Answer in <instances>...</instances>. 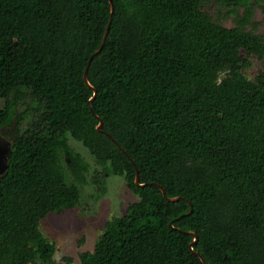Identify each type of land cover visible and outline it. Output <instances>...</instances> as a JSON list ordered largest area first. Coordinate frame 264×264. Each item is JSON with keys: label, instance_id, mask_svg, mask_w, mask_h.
Here are the masks:
<instances>
[{"label": "trees", "instance_id": "trees-1", "mask_svg": "<svg viewBox=\"0 0 264 264\" xmlns=\"http://www.w3.org/2000/svg\"><path fill=\"white\" fill-rule=\"evenodd\" d=\"M111 1L0 0V128L17 123L0 264H58L41 221L80 204L89 170L70 138L139 197L80 264H264V72L244 74L261 0H215L244 8L234 28L213 0Z\"/></svg>", "mask_w": 264, "mask_h": 264}, {"label": "rangeland", "instance_id": "rangeland-1", "mask_svg": "<svg viewBox=\"0 0 264 264\" xmlns=\"http://www.w3.org/2000/svg\"><path fill=\"white\" fill-rule=\"evenodd\" d=\"M263 6L264 0L255 6L253 22L256 26L255 28L252 25L247 26L248 31L264 35ZM233 10V7L215 0L204 6V11L215 22L227 28L236 27L238 15H243L244 12L243 7H239L236 12ZM9 45L15 53H20L24 49V45L17 39H11ZM249 62L251 65L244 70V74L250 80H254L264 72V60L251 56ZM5 105V100L0 99V109ZM27 122L28 120L24 124ZM16 125L17 123L0 128V145L5 144L10 148ZM69 143L74 151L80 153L89 163V170L81 186L80 204L62 213H50L41 221V232L55 246L54 259L58 264H80V254L94 251L96 242L103 234L106 225L113 218L124 216L129 206L139 201V197L128 188L123 176L115 175L110 168L104 175L102 167L81 143L72 138ZM66 258L71 259V262H66Z\"/></svg>", "mask_w": 264, "mask_h": 264}, {"label": "water", "instance_id": "water-1", "mask_svg": "<svg viewBox=\"0 0 264 264\" xmlns=\"http://www.w3.org/2000/svg\"><path fill=\"white\" fill-rule=\"evenodd\" d=\"M110 2H111V4H112V1H111V0H110ZM109 33H110V26L108 27L107 32H106V34H105V36H104V39H103V42H102L101 48H100V49H99V50H98V51H97V52H96V53L90 58V60H89V62H88V66H87V68H86V70H85V75H84V78H85L86 80H87L88 69H89V67H90V65H91V62H92L93 58H94L96 55H98V54L102 51V49H103V47H104V45H105V42H106V40H107V37H108ZM96 94H97V92L95 91V95H96ZM102 126H103V122H101L100 125L98 126V130L101 131V130H102ZM108 137H110V138L116 143V141H115L110 135H108ZM116 144H117V143H116ZM5 149H6V150H5ZM3 150H5V151H0V176L5 175V174L7 173V171H8V169H9V167H10V159H9L10 148H8L7 146H5V144H4V145H3ZM123 152L126 153L124 150H123ZM7 154H8V155H7ZM136 184H138V185H140V186H142V187L145 186L144 184H141V183H140V173H139L138 169H136ZM154 185L161 189V191H162L164 197H165L167 200H169V201H171V202L179 201V198L169 199V198L167 197L166 191H165L162 187H160L158 184H154ZM192 212H193V208L191 209L190 214H191ZM189 234H191V235H195V234H193V233H189ZM195 242H197V237H196V239H195ZM195 255L198 256V257H200V258L202 259V262H203L204 264H207L206 261L201 257L200 254L195 253Z\"/></svg>", "mask_w": 264, "mask_h": 264}, {"label": "flooded vegetation", "instance_id": "flooded-vegetation-1", "mask_svg": "<svg viewBox=\"0 0 264 264\" xmlns=\"http://www.w3.org/2000/svg\"><path fill=\"white\" fill-rule=\"evenodd\" d=\"M6 150V149H5ZM3 150V145H0V151H5ZM8 155V154H7Z\"/></svg>", "mask_w": 264, "mask_h": 264}]
</instances>
